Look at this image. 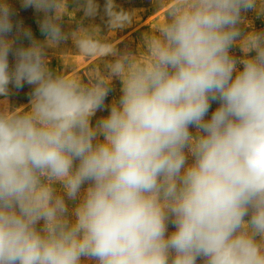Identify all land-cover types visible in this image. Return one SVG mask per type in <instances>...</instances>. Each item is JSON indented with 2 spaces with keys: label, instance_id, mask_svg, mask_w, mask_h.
Masks as SVG:
<instances>
[{
  "label": "clouds",
  "instance_id": "clouds-1",
  "mask_svg": "<svg viewBox=\"0 0 264 264\" xmlns=\"http://www.w3.org/2000/svg\"><path fill=\"white\" fill-rule=\"evenodd\" d=\"M152 3L163 18L121 51L95 27L66 34L68 0H23L45 40L15 49L10 69L0 0V94L34 86L29 108L0 110V264H264V31L241 28L264 0ZM105 13L110 33L135 15L114 0ZM69 39L95 61L86 83L74 63L49 70L46 49ZM114 78L122 95L93 126ZM65 197L79 199L71 218Z\"/></svg>",
  "mask_w": 264,
  "mask_h": 264
},
{
  "label": "rangeland",
  "instance_id": "rangeland-1",
  "mask_svg": "<svg viewBox=\"0 0 264 264\" xmlns=\"http://www.w3.org/2000/svg\"><path fill=\"white\" fill-rule=\"evenodd\" d=\"M7 4L13 13L11 19L13 23L12 32L9 34V38L14 40L13 51L9 53L8 61L10 69H14L16 63L15 49L21 47H29L31 40L43 42L45 35L41 32V22L44 18V13L38 11L35 7L23 6V0H6ZM107 0H96L98 5L97 13L95 16H86L84 9L86 7L87 0H68L69 11L74 12L72 17L65 15L61 21L62 30L66 34H70L73 31L78 30L80 27H95L99 29L101 38L107 37L110 41L115 42L119 50L123 51L128 49L130 51H136L142 44L143 34L156 27L157 23L163 18V10H154L152 0H114L117 10L123 9L124 11L134 13L133 21L130 25L116 29L110 33L108 25V17L105 13V5ZM246 23L241 25L243 32L249 31H264V15H259L254 11L249 10L243 14ZM29 30L31 32V39L24 35V31ZM48 67L49 70L55 73H64L70 71L67 64L69 62L74 63L77 66V72L81 75L82 80L87 82V68L95 61L86 60L83 56L75 52L74 45L71 39L67 40L61 49H46ZM230 54L237 60L244 58V54L239 45H233L230 49ZM255 55V53H250ZM99 67L103 68L101 63ZM242 65L237 63V68L242 70ZM235 75V73H234ZM122 84L119 79H113L110 85V91L103 102V106L97 110L95 115L91 118V123L96 126L97 123L106 118L111 109V105L114 100H119ZM34 86L29 85L26 82L19 88L14 84L9 85V92L7 94H0V110L4 108L9 109H27L30 107L32 99V93ZM219 106L218 102H212L208 115L210 118L215 109ZM190 131L195 135V128L191 127ZM191 162V157H189ZM88 187L85 184L81 192ZM58 192L63 194L59 185H57ZM67 207L69 209V216L79 203V199L67 200ZM250 217H245L249 219ZM42 225V222H41ZM41 225H38L41 226ZM175 230L174 226L168 224V233ZM82 264H95L94 261H89L82 258ZM197 264H203L202 259H197Z\"/></svg>",
  "mask_w": 264,
  "mask_h": 264
}]
</instances>
